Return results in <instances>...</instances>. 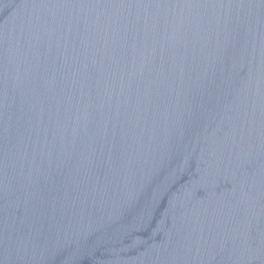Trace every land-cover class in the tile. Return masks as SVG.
Returning <instances> with one entry per match:
<instances>
[{
	"label": "water",
	"instance_id": "1",
	"mask_svg": "<svg viewBox=\"0 0 264 264\" xmlns=\"http://www.w3.org/2000/svg\"><path fill=\"white\" fill-rule=\"evenodd\" d=\"M0 264H264V0H0Z\"/></svg>",
	"mask_w": 264,
	"mask_h": 264
}]
</instances>
